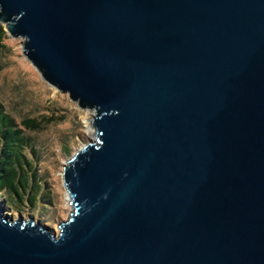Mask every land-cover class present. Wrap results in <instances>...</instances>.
<instances>
[{"label": "water", "instance_id": "95a60500", "mask_svg": "<svg viewBox=\"0 0 264 264\" xmlns=\"http://www.w3.org/2000/svg\"><path fill=\"white\" fill-rule=\"evenodd\" d=\"M0 24L96 136L58 234L0 205V264H264V0H0Z\"/></svg>", "mask_w": 264, "mask_h": 264}, {"label": "rangeland", "instance_id": "374dc122", "mask_svg": "<svg viewBox=\"0 0 264 264\" xmlns=\"http://www.w3.org/2000/svg\"><path fill=\"white\" fill-rule=\"evenodd\" d=\"M22 39H14L7 34L4 49H0V105L7 109L17 122L24 118H34L41 113L66 117L68 123L54 125L53 133H69L76 138L71 140L72 154L82 146L89 138L96 139L95 130L91 128L94 111L82 110L77 103L72 102L67 94H62L55 88L46 84L39 73L22 55ZM38 161L49 163L57 161L48 168H39L36 184L41 188L44 200H38L35 206L24 203L20 215L25 219L33 217L40 223L48 225L57 234L58 224L65 221L71 214V206L68 204V195L64 188L61 170L68 158L60 157V147H37ZM0 205L9 215L13 210L6 203V199H0Z\"/></svg>", "mask_w": 264, "mask_h": 264}, {"label": "trees", "instance_id": "16d2710c", "mask_svg": "<svg viewBox=\"0 0 264 264\" xmlns=\"http://www.w3.org/2000/svg\"><path fill=\"white\" fill-rule=\"evenodd\" d=\"M7 33L0 24V49H4ZM64 116L41 113L34 118H24L19 123L0 105V199H6L13 210L19 214L24 203L35 206L38 200H44L43 191L36 184L39 168H48L57 161L42 162L37 147L48 148L58 145L60 157L68 158L73 149L71 140L75 136L69 133H53L54 125L66 124Z\"/></svg>", "mask_w": 264, "mask_h": 264}]
</instances>
